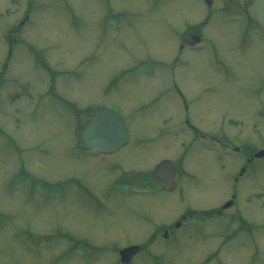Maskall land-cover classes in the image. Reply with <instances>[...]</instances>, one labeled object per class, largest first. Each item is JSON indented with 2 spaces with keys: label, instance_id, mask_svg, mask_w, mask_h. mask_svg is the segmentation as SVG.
<instances>
[{
  "label": "rangeland",
  "instance_id": "obj_1",
  "mask_svg": "<svg viewBox=\"0 0 264 264\" xmlns=\"http://www.w3.org/2000/svg\"><path fill=\"white\" fill-rule=\"evenodd\" d=\"M252 1L0 0V264H119L134 246L131 264H264ZM99 107L128 143L91 156L79 132Z\"/></svg>",
  "mask_w": 264,
  "mask_h": 264
},
{
  "label": "water",
  "instance_id": "obj_2",
  "mask_svg": "<svg viewBox=\"0 0 264 264\" xmlns=\"http://www.w3.org/2000/svg\"><path fill=\"white\" fill-rule=\"evenodd\" d=\"M206 5L209 7L211 2L206 1ZM252 9L257 24L264 28V0H254ZM79 138L88 152L107 155L127 144L128 131L124 121L117 113L108 108L99 107L91 113L87 123L80 130ZM255 158H264V151L257 153ZM174 175V168L169 161H162L154 167L152 172L153 178L162 182L165 191L173 189ZM230 206L231 202L227 203L223 209ZM137 251V247L122 250L119 253L120 262L127 264Z\"/></svg>",
  "mask_w": 264,
  "mask_h": 264
},
{
  "label": "flooded vegetation",
  "instance_id": "obj_3",
  "mask_svg": "<svg viewBox=\"0 0 264 264\" xmlns=\"http://www.w3.org/2000/svg\"><path fill=\"white\" fill-rule=\"evenodd\" d=\"M252 18H253V16H252ZM260 31H264V30H262V29H260ZM189 38V40L191 41V43H192V39H193V37H191V36H189L188 37ZM193 44V43H192ZM189 47H191V45H189ZM181 49H182V47H181ZM247 162H248V164L252 161L250 158H248L247 157V160H246ZM245 171L246 170H244V169H242L241 170V173H240V177H242L244 174H245ZM161 177H165V176H161ZM238 182V178H236L235 179V183H237ZM161 185V184H160ZM232 197H234V196H232ZM221 213V212H220ZM217 215H220L219 213H217ZM183 219H185V217H183ZM170 230H168V229H166V230H164L163 232H162V236H160V238L163 240V241H170V234L171 233H173L172 231H175V229H180L181 228V223H179V222H176V223H174L173 225H170ZM153 240H155L154 238H152ZM144 248L143 247H140L139 248V252H138V254L140 253V252H142V250H143ZM134 258V257H133ZM132 262V261H131ZM130 262V263H131Z\"/></svg>",
  "mask_w": 264,
  "mask_h": 264
}]
</instances>
